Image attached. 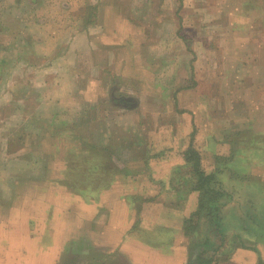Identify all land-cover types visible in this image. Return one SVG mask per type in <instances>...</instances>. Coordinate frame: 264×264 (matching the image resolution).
Wrapping results in <instances>:
<instances>
[{
	"label": "crops",
	"instance_id": "1",
	"mask_svg": "<svg viewBox=\"0 0 264 264\" xmlns=\"http://www.w3.org/2000/svg\"><path fill=\"white\" fill-rule=\"evenodd\" d=\"M234 1L231 0L233 7L236 6ZM236 1L238 6H247L252 2ZM197 7V0H0V207H8L4 214L7 218L0 223V233L17 230L9 219L19 220V211L15 213L14 206L20 192L24 191L25 184L34 188L41 182V168L44 169V165L41 166L42 157L35 154L37 151L34 146L32 155L26 157L24 153L30 152V148L24 140L25 135L32 136L33 140L36 137V142L40 143L42 135L48 134L47 128L42 130L43 123H48L51 131H60L61 128L69 129L70 123L77 120L88 121V125L105 121L112 114L120 116L139 109L141 112L147 111V107H144L145 110L142 108L143 97L139 100L130 96L129 92L122 93L126 91L125 86L118 84L124 79H143L142 74L135 70L137 57L140 62L157 65L156 75L146 76L144 80H152V87L166 89L161 97L166 94L168 104V96L172 95L169 104L174 108L180 105L177 89L184 87L185 81L191 82L188 84L190 90L197 89L203 63L206 65V57L218 46L215 44L213 47L210 42H205L207 39H216L215 32H201L195 27L197 21L206 20L198 18ZM256 8H259V0H256ZM78 9H82L81 14H78ZM183 9L186 12L192 9L194 14H183ZM245 15L248 17L244 21L253 23L259 18V10H251ZM190 26V34L183 31ZM245 33L244 36L233 28L226 33L225 38L240 39L231 45L230 54L235 57L234 53L246 51L250 58L247 63L249 66L244 67L252 72V75L248 72L249 76L255 78L262 66H257L259 60H253L260 56L264 41H259L258 32ZM262 36L264 38L263 33ZM124 69H127V75H124ZM203 70H206L205 67ZM157 80L160 82H154ZM205 81L217 85L216 80L210 81L205 77ZM198 99L185 109L191 113L181 115L184 121H191V130L180 128L177 121L176 128L162 126L159 132L162 135L176 133L181 136L194 131L195 137L209 136L206 145H196L194 139V146L201 154L205 171L217 172L218 167L222 168L217 172V178L222 181L224 190L223 177L228 174L234 178L229 166L245 161V167L249 168L242 175L247 180L255 181L259 187L254 209L251 210L254 218L249 220L256 224H246L248 221L241 218L236 228L226 226L220 236L218 227L224 223V216L229 214V210L242 217L248 216L249 211L242 201L239 202L242 204L239 209L240 204L234 197L228 199L224 207L221 197L218 215L216 211L213 212L214 217L211 219L214 225L209 224L211 233L208 239L190 243L185 235L199 231L201 223L199 221L197 228L189 234L185 233L184 225L186 219L198 209L199 192L192 188L194 179L190 171L185 176H178V168L190 169L189 163L181 155L176 158L173 153L169 155L167 152L157 159L153 155L148 161L146 156L142 158L139 155L134 161L136 166L145 164L150 176L133 174L129 171L133 165H122L128 171L125 169L122 175H115L111 186L97 194L95 214L89 213L90 210L86 212L91 217L96 214L105 217L103 221L97 218L98 231L108 230L120 238L123 235L126 237L124 240H127L126 245L148 249L145 264H189L191 259L198 264H264V227L261 225V210L264 209V145L257 149L252 147L251 151L257 152L254 161L244 157L241 162L226 161L220 165L207 160L206 164L203 151L210 154L208 157L219 151L227 153L228 145H217L214 135L221 131L227 133L229 129L224 131L217 127L221 123L210 113L204 119L197 116L195 111L206 109L205 102L202 104ZM128 100L133 104H129ZM176 110L177 107L175 113ZM29 118L36 121L38 126L26 134L25 121ZM198 120L206 122L200 121L199 124ZM248 121L247 118L240 119L234 122L236 124L232 123L231 129L248 124ZM252 127L254 132L264 135V117L260 128L256 124H252ZM110 131V136H114ZM121 131L116 130L115 141ZM81 134L98 146L115 143L111 139L105 143L96 142L90 131ZM124 147L127 148V145ZM236 151L235 155L240 152L239 149ZM30 165L33 168L27 173L26 168ZM137 213L140 230L147 232L145 240L140 237L134 239L127 234ZM97 245L101 246V241ZM109 245L105 244L104 247ZM16 262L19 263L18 260Z\"/></svg>",
	"mask_w": 264,
	"mask_h": 264
},
{
	"label": "rangeland",
	"instance_id": "2",
	"mask_svg": "<svg viewBox=\"0 0 264 264\" xmlns=\"http://www.w3.org/2000/svg\"><path fill=\"white\" fill-rule=\"evenodd\" d=\"M197 1L198 7L196 12L200 15V17L198 15V18L201 21L203 19L206 20L203 22L197 21L195 27H198V30L201 32H215L216 39L211 38L210 41L207 39L205 42H210L213 47L215 44H218V46L215 48V51H211V54H208V57H206V65L203 63V67L206 70H203V67L201 68L203 73L200 75L201 79L198 81L197 89L190 90L188 84H191V82L188 80L183 83L184 87L177 89L179 90L177 99L180 101V105L175 106V108L177 107V114L174 111L173 105L169 104L170 98L173 96L171 94V97L168 96L169 103L167 104L166 94L161 97V93L166 92V89H163L161 86L152 87V80L148 78L144 80L146 76L156 75L155 68L157 65L155 63L145 64L144 62H140L139 57H137L135 70L137 73L142 74L143 79H124L122 83L119 81L118 84L125 86L126 91H122V93L127 94L129 92L130 96L133 95L135 99L139 100L143 97L144 103L142 104V108L147 107V111L141 112L139 109L129 112L128 115H120L122 117L113 116L114 114H112V117L108 116L105 121H95L94 124L88 123V125H86L88 121L77 120L76 122L73 121L74 123H70V120L69 129L67 128L56 133H49V124L43 123L42 130L43 128H47L45 130L48 134L42 135L40 143L36 142V137L34 141L32 136H24V140L27 141L26 143H29L30 148V152L24 154H26V157L31 156L32 146H34L37 151L35 154L38 153L42 157L41 166L43 167L44 165L45 172L43 173L44 169L41 168V182L36 184L34 188L32 185L28 186L25 184L24 191L20 192L21 195L16 206H14V212L19 211L17 217L19 220L9 219V222L17 227V230L15 232L5 231L0 233V264H17L16 260L19 261L18 264H145V254L148 249L139 248L138 246L134 248L126 245L127 240H124L126 237L123 235L120 238L108 230L105 232H103V229L98 231L96 229L97 218L99 217L103 221L105 217H103V214L101 216L99 214L97 216L96 214L92 217L87 214L86 210H90L89 213L95 214L96 202H98L96 197L103 190V187L91 191L92 188H88L91 187L90 184L86 187L83 194L80 192L76 194L66 190L64 186L55 184L54 180L60 171L62 172L65 169L66 162H69L71 159L72 162L75 161L79 165L84 166L85 172L88 171L85 180L107 181L105 183L102 182L103 185H106L110 179L105 171L112 166L119 170L126 169L128 171V168H124L122 165H133L129 168V171H132L133 174L140 173L143 176H150L149 169L145 168V164L136 166V162L134 163L139 155L142 158L146 156L147 161L153 155V158L157 159L160 158L161 154L163 155L166 152L169 155L173 153L176 158L180 155L184 158L183 153L189 142L190 134H182L181 136H177L176 133L162 135L159 129L162 126L176 128V122L179 121L180 128H186L187 130L185 131L191 130V121H184L181 115L191 113V111L186 112V110L191 106L193 100L196 101L199 98L198 100H201L202 104L203 102L206 104L204 111H195L197 116L204 119V116L210 113L214 116L215 120L220 121L221 124H217V127H221L224 131L229 129L227 133H223L220 130V133L218 132L214 135L217 145H228L227 153L222 154L219 151L216 155L208 157L207 155L210 154L204 149L206 164L207 160L224 163L226 161L241 162L244 160V157L250 161L257 159V152L255 150L251 151V149L253 146L260 148L261 145H264V135L254 132L252 124H256L260 128L264 117V46L261 44V54L258 56V59L255 58L253 60L255 62L259 60L257 66H262V68L257 72L258 76L252 78L249 76L250 74L252 75V72L247 71L244 67L249 66L247 63L250 56L246 54L247 52L238 51V53H234L235 57L230 54L232 53L231 45L240 39L230 40L225 37L226 33L232 31L233 28L244 36L246 35L245 32L254 31L255 33H259V41L263 43L264 0H259V8H256V0H251L252 2L248 3L247 6L245 4L244 6H238L239 3L235 0L236 6L234 7L231 0ZM238 1L240 2V0ZM256 9L259 10V18L255 19L253 23H248V20L244 21L248 17H245V14ZM181 11L183 14H188V16L194 14L192 9L189 12H186L184 9ZM81 13L82 9H78V14ZM258 28L259 30L257 31ZM183 31L190 34L192 28L190 26V28L183 29ZM248 49L250 50L251 48L248 47ZM237 55L239 56L236 61ZM246 56L248 57L247 61ZM209 63H211L210 67H206ZM141 65H143V69L140 68ZM226 66L227 68H225ZM124 70H126L124 71V75H127V69ZM205 77L210 81L216 80L217 85L205 81ZM154 82H160V80ZM254 86L257 87L255 88ZM169 91L172 92L173 90L169 89ZM128 103L131 104L132 101ZM244 118L249 120L248 124L231 129L232 123ZM200 121L206 122V120ZM200 121L198 120L197 123L200 124ZM25 123L26 129L24 132L26 134L32 132L34 129L36 130V126H38L37 122L31 118L27 119ZM106 128H109L114 136H110L111 134H109V130ZM118 129H122V131L119 132L120 134L115 141V133ZM81 131L84 134H87L89 131L93 133L92 138L96 142L105 143L108 139H111L113 142L115 141V147H113V150L111 149L113 154L110 157L112 161L111 166L108 167V158H105L106 156L104 155H102V158H98L79 151V142L75 138V135L82 133ZM194 139H196V145L200 146L206 145L210 137L205 134L203 137H194ZM36 144H39L40 147L37 148ZM125 145H127V148L124 147ZM166 147L168 148L166 149ZM238 149L240 152L235 155ZM161 150H164L162 151L163 153H160ZM66 156L70 157L67 161H65ZM43 159H46V162H43ZM244 163L245 161L242 164L236 163L229 166L230 170H233L234 178L228 174L226 177H223V187L225 190L221 186L224 191L221 203L226 207L227 200L234 197L238 204L242 201V204L248 207L247 209L250 212L247 211L248 216L242 217L234 214L233 210H229V214L224 216V223L222 222L218 227L220 236L226 229V226L230 227V229L236 228L241 218L245 222L248 221L246 224L252 226L256 224L255 222H249V220L254 218L252 217L251 210L254 209L253 204L256 202L255 195H258L259 187L255 181L252 179L247 180L242 175L249 168L245 167ZM90 164H96L97 167L92 169ZM37 166H39L38 163ZM37 166H35V172ZM32 168V165L28 166L26 172L28 173ZM110 170L112 171L113 169ZM188 171L190 169L180 167L178 168V176H185ZM228 173L230 174V172ZM122 174L116 173V176ZM111 182L108 183L107 187L104 186L105 190L111 186ZM221 182H219L220 185ZM32 196H35V198H30ZM242 204L238 207L239 209H241ZM6 208L8 209L7 206L0 207V223L4 221L3 219L7 218L4 215L7 212ZM234 211L236 212V210ZM14 216L16 217L15 214ZM209 216L213 218L214 213L212 215L209 214ZM261 216V225L264 227V209L261 210ZM199 218L198 222L200 221L201 223V229L190 235L184 234L190 243L204 241L210 236L209 224L212 225L214 222L211 218ZM138 220L139 214L137 213L134 223L127 234L132 235L131 237L134 239L140 237L142 240H145L144 237L147 232L140 230ZM247 228H249V225H247ZM118 238L120 240H117ZM98 241H101V246L97 245ZM111 243H115V245L113 246ZM105 244L112 246L104 247Z\"/></svg>",
	"mask_w": 264,
	"mask_h": 264
},
{
	"label": "trees",
	"instance_id": "3",
	"mask_svg": "<svg viewBox=\"0 0 264 264\" xmlns=\"http://www.w3.org/2000/svg\"><path fill=\"white\" fill-rule=\"evenodd\" d=\"M61 130H64L61 128ZM60 130V131H61ZM59 132L58 129L51 131L50 133H56ZM194 137L195 133L194 131L191 132L188 145L186 149L184 150L183 156L184 161L186 163H189L190 165V172L194 179V183L192 188L194 190H197L199 192V204L198 209L190 216V218L186 219L184 230L186 234L191 233L194 229L198 226V220L199 217L211 218L209 214H213V212L216 211V214L218 215L217 211L220 207V198L224 195V191L221 188L220 180L217 178V172H220L222 168L218 167L217 172L215 170L206 172L202 167V157L200 152L197 148L194 146ZM75 138L79 142V151L86 152V154H91L92 156H96L98 158H102L106 156L105 158H108V167L112 165V161L110 160V157L112 155V150L114 145L109 146H98L94 144L92 141L89 140L86 136L82 135L81 133H77L75 135ZM237 152V151H236ZM70 158L69 156H66L65 161ZM221 159V158H219ZM72 160V159H71ZM66 162L65 169L57 175L54 182L57 185L64 186L66 190L72 192V193H81L83 194L84 190L87 186L91 184L92 188L91 191H94L96 189H103L107 187L108 183L113 181L116 173H124V170H119L116 168H113V166L110 169H113L112 171L110 169H107L105 171L107 175L109 176V182L105 185L103 183L107 181L99 182L97 181H89L85 180L87 172H85L84 166L79 165V163H76L75 161ZM89 162V161H88ZM220 165H223V163H220ZM90 167L93 169L96 166L93 164H90ZM123 171V172H122ZM92 172V171H89ZM103 180V179H102ZM105 186V187H104ZM87 188V189H88ZM210 209H208L209 207ZM196 219V220H195ZM212 219V218H211ZM189 264H198L197 261L190 260Z\"/></svg>",
	"mask_w": 264,
	"mask_h": 264
},
{
	"label": "water",
	"instance_id": "4",
	"mask_svg": "<svg viewBox=\"0 0 264 264\" xmlns=\"http://www.w3.org/2000/svg\"><path fill=\"white\" fill-rule=\"evenodd\" d=\"M133 104V103H132Z\"/></svg>",
	"mask_w": 264,
	"mask_h": 264
}]
</instances>
